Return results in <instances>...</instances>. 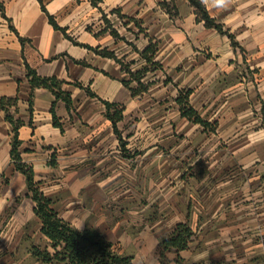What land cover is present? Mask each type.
<instances>
[{"label": "crops", "instance_id": "1", "mask_svg": "<svg viewBox=\"0 0 264 264\" xmlns=\"http://www.w3.org/2000/svg\"><path fill=\"white\" fill-rule=\"evenodd\" d=\"M162 1L0 0V97H18L15 116L24 120L18 130L22 160L33 167L39 188L60 217L77 229H95L117 244L119 253L131 256L133 264H146L142 259L158 247L160 235L181 222L170 225L166 216V232H154V214L147 211L139 219L132 217L131 206H116L122 181L138 176L139 155L146 161L143 169L155 157L158 140L153 120L146 116L151 109L147 99L166 92L174 103L178 90L189 88L190 105L209 122L205 128L181 116L175 103L166 107V164H179L168 176L198 179L200 186L213 180L215 213L230 196L239 195L238 203L248 201L252 182L264 196V173L252 171L264 162V0H228L225 6L202 0L210 16L233 34L236 47L226 34L196 21L187 0H174L173 15ZM48 14L75 42L111 50L133 70L145 65L133 46L142 50L150 38L156 40L153 60L160 66L143 76V82H152L147 91L132 97L121 82L119 63L66 37L52 26ZM26 64L42 76L66 81L62 88L70 93L72 106L68 110L60 99L55 104L62 131L52 122L54 96L48 89L34 90L28 111ZM86 88L101 99L124 104L117 133L104 104ZM10 129L0 109V226L13 227L18 237L39 234L48 245L34 203L25 195V177L10 159ZM195 162H201L202 169L193 166ZM233 168L236 176L231 181L228 173ZM19 192L30 206H5ZM181 196L179 207L184 206ZM196 198L191 201L199 203ZM8 239L0 237V264H26L23 260L31 252L11 255L15 247Z\"/></svg>", "mask_w": 264, "mask_h": 264}, {"label": "rangeland", "instance_id": "2", "mask_svg": "<svg viewBox=\"0 0 264 264\" xmlns=\"http://www.w3.org/2000/svg\"><path fill=\"white\" fill-rule=\"evenodd\" d=\"M146 101L148 108H151L146 116L153 120V131L158 140L154 149L155 157L146 170L143 169L146 161L141 160L139 155L138 176L130 180L126 179L124 183L122 181L120 189L122 196L117 199L120 203L116 206H131L132 217L137 216L139 219H142L147 211L154 214V232L163 229L166 232V216H169L170 225L176 221L187 222L193 233L190 247L185 252L179 253L177 260L176 255L170 251L165 252L163 256L160 255L158 247L150 248L149 258L142 260H145L146 264H264V206H260L263 203L260 199H264V196L256 193V187L252 182L248 201L242 200L238 203L239 195L238 198L230 196L223 201V205L219 206L218 212L215 213V206H211V195L214 192L211 191L210 184L213 180L209 178L205 181V186L203 183L200 186L201 182L198 179H181L179 175L168 176L169 170L176 165L179 168V164H166V107H174V103L177 104L175 100L173 103L172 100L166 99V92ZM133 121L138 120L134 118ZM196 164L195 162L193 166ZM185 167L191 168L188 165ZM197 167L202 169L203 164L199 162ZM235 169L230 170L233 173H228L231 181L232 175L236 176ZM252 171L264 173V162L256 164L255 168L252 167ZM203 186L205 190L201 192ZM126 189L130 190L127 196ZM198 192H201L199 196H195L194 194ZM189 194H192V197ZM180 195L184 206L179 207ZM23 198L22 192H19L13 195L5 206H30L27 200L23 201ZM192 198L199 200V203L192 202ZM186 201L189 203L188 207L185 206ZM213 214L214 217H211ZM4 224L0 226V237L9 238L8 242L15 247L9 251L11 255L19 253L23 257L24 250L30 251L33 245L42 249L46 246L39 234L28 238L25 235L18 237L13 227ZM31 226L26 227L30 229ZM136 261L139 263L141 260ZM33 262L39 264L32 255L23 260L26 264Z\"/></svg>", "mask_w": 264, "mask_h": 264}, {"label": "trees", "instance_id": "3", "mask_svg": "<svg viewBox=\"0 0 264 264\" xmlns=\"http://www.w3.org/2000/svg\"><path fill=\"white\" fill-rule=\"evenodd\" d=\"M91 1L92 3H96L97 0ZM187 1L193 8L196 21H203L204 26L214 28L221 34H226L230 39L231 44L234 47L238 46L233 34L224 28L223 24L210 16L202 0ZM161 4L166 8V12L170 15H173L172 10L176 12L174 0H164ZM41 6L42 9L45 10L43 4H41ZM48 20L54 28L62 30L66 37L75 42V40L66 34L62 27L56 24L54 18L49 14ZM141 30L142 28L139 27V31ZM111 33L114 36L118 35L114 29H111ZM75 43L83 45L97 54L112 58L119 63L124 72L121 82L124 87L129 90L132 97L142 95L147 91L152 82H143V76L147 73V71H152L160 66L157 61L153 60L157 41L152 40L151 38L142 50H138L135 46H133V48L139 53L140 58L145 60V65L134 70L130 68V64L128 62H124L111 50L99 48L97 46L93 47L88 44L78 42ZM26 77L29 80L31 88L27 101L28 111L30 113L32 112L34 90L36 88L48 89L54 96L50 109L52 113V122L62 131L61 123L55 114V104L56 101L60 99L65 103L68 110L72 106L70 93L62 88V85L66 83V81L56 76H42L27 64ZM73 84L77 87H83V85L77 81H74ZM86 92L91 96H96L104 104L105 116L110 120L114 131L117 133L116 123L123 118L122 112L124 110V104L101 99L88 88H86ZM190 93L191 89L189 88L178 90V94L174 100L178 105L180 115L207 128L206 126L209 122L203 119L190 105ZM17 103V96L0 97V109L4 111V118L11 125L9 150L10 159L14 168L25 177V195L30 197L33 201V212L41 221L40 231L48 239V245H46L43 249L35 245L31 247L30 252L33 257L44 264H133L131 256L119 253L117 250V244L106 240L95 229L90 227L77 229L73 227L69 222L58 215V212L52 206V200L44 196L42 190L38 186L39 181L34 178L33 167L25 163L20 156L19 146L21 140L18 137V130L24 124V120L15 116V113L18 111ZM211 128H214V126H211ZM192 233V229L187 222L176 223L170 233L159 238L158 249L160 255L163 256V254L167 251H174L177 260L179 252L188 248Z\"/></svg>", "mask_w": 264, "mask_h": 264}, {"label": "clouds", "instance_id": "4", "mask_svg": "<svg viewBox=\"0 0 264 264\" xmlns=\"http://www.w3.org/2000/svg\"><path fill=\"white\" fill-rule=\"evenodd\" d=\"M217 5L225 6L228 2V0H215Z\"/></svg>", "mask_w": 264, "mask_h": 264}]
</instances>
